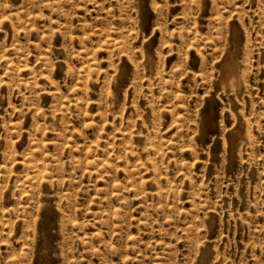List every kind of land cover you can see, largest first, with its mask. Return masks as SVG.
I'll use <instances>...</instances> for the list:
<instances>
[{
  "label": "rangeland",
  "instance_id": "1",
  "mask_svg": "<svg viewBox=\"0 0 264 264\" xmlns=\"http://www.w3.org/2000/svg\"><path fill=\"white\" fill-rule=\"evenodd\" d=\"M0 264H264V0H0Z\"/></svg>",
  "mask_w": 264,
  "mask_h": 264
},
{
  "label": "bare ground",
  "instance_id": "2",
  "mask_svg": "<svg viewBox=\"0 0 264 264\" xmlns=\"http://www.w3.org/2000/svg\"><path fill=\"white\" fill-rule=\"evenodd\" d=\"M228 58H231V57H228ZM234 58H235V57H234ZM226 61H227V60H226ZM228 61H229V60H228ZM224 62H225V60H224ZM234 62H235V61H234ZM234 62H233V64L235 65ZM225 63H227V62H225ZM230 63L232 64L231 61H230ZM231 64H229V63L226 64V66H225L226 68L223 66L224 69H225V70H223V71H224V77H223V78H224V81H225V79H226L227 77L231 76V74H232V70H233L232 65H233V64H232V65H231ZM223 65H224V64H223ZM233 67H234V66H233ZM236 67H237V66H236ZM221 73H222V72H221ZM236 73H237V70H236ZM234 74H235V70H234V73L232 74L233 77H234ZM236 75H237V74H236ZM235 79L237 80L236 77H235ZM224 81H223V82L221 81V82H222V83H225ZM226 81H227V79H226ZM221 82H220V83H221ZM237 82H238V81H237ZM222 83H221V84H222ZM223 85H224V84H223ZM225 85H227V84L225 83ZM225 87H226V86H225ZM227 88H228V87H227ZM234 133H235V132H234ZM232 136H233V135H232ZM235 138H236V137H235ZM232 139H233V137H232ZM236 140H237V139H236ZM236 145H237V144H236Z\"/></svg>",
  "mask_w": 264,
  "mask_h": 264
}]
</instances>
